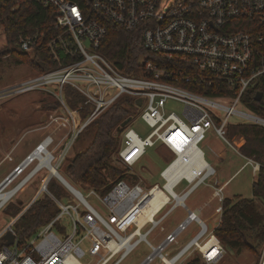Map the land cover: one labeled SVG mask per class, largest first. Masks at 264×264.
Instances as JSON below:
<instances>
[{
    "label": "built area",
    "instance_id": "2783aa9c",
    "mask_svg": "<svg viewBox=\"0 0 264 264\" xmlns=\"http://www.w3.org/2000/svg\"><path fill=\"white\" fill-rule=\"evenodd\" d=\"M37 1L52 7L55 14L58 33L49 40L48 47L60 66L0 87V102L34 91H47L61 102L59 108L49 112L48 119L69 126L62 138L63 145L50 149L55 140L52 135L45 137L14 170L16 178L37 162L23 176V184L14 189H22L44 168L50 174L23 212L43 193L51 196L59 211L25 240H20L13 229L23 212L10 218L0 230V238L4 239L0 264H120L143 241L151 252L140 264H187L197 253L201 264H218L225 248L215 229L209 231L201 216L202 208L191 210L186 199L216 173L200 147L210 130L236 149L237 145L227 136L230 124L264 127V116L251 111L243 101L247 89L264 75V0ZM109 22L130 32H140L145 48L159 54V60L142 55L137 75L122 72L99 50ZM19 44L24 52L36 50L38 34L21 35ZM63 58L67 64L63 65ZM67 85L82 93L85 104L94 106L86 119H82L80 110L69 106ZM209 86L228 94L197 91ZM124 95L140 101L137 116L152 131L146 136L137 132L132 127L135 118L122 128L118 158L129 170L128 174L137 178L118 179L102 194L101 202L107 212L103 214L59 169L68 162L69 151L84 129ZM170 101L182 104L181 115L170 110ZM45 142L44 159L37 156L30 165L20 167ZM155 147L165 150L164 154L157 152L168 160L160 172L162 183L152 182L141 174L147 169L142 164L143 158ZM199 160L202 164L197 167L195 163ZM247 163L252 165L254 174L259 172V162L249 158ZM50 166L55 167L54 173ZM52 176L65 184L77 203L66 204L49 191ZM183 181L186 188L178 193L176 187ZM224 188L225 183L213 193L220 203L213 213L220 216L217 225L223 212ZM90 189L91 193L98 191ZM170 203L171 207L163 213ZM179 205L188 210L187 217L154 245L148 239L149 234ZM66 217L68 224L62 222ZM192 222L199 226V231L181 245L179 237ZM161 230L166 228L162 226ZM9 231L14 234L10 244L4 238Z\"/></svg>",
    "mask_w": 264,
    "mask_h": 264
},
{
    "label": "trees",
    "instance_id": "16d2710c",
    "mask_svg": "<svg viewBox=\"0 0 264 264\" xmlns=\"http://www.w3.org/2000/svg\"><path fill=\"white\" fill-rule=\"evenodd\" d=\"M0 24L9 43L0 49V59L2 56L12 55L18 64L28 63L34 68V74L60 66L48 47L49 40L58 33L52 7L37 0H0ZM26 34H38L39 44L32 52H24L20 48V36ZM99 50L126 74H138L139 59L142 55L150 56L154 60L160 58L159 54L145 48L140 32L127 31L113 22L108 23V32ZM63 61V65L68 63L65 58ZM213 88L209 86L206 90L203 88L197 91L209 95L228 94ZM65 92L69 106L80 110L82 119H86L94 106L85 104V97L72 86L67 85ZM258 92H262L260 100L256 99ZM44 95L41 99L42 111L50 112L61 106V102L51 93ZM243 101L251 111L264 116V75L247 89ZM139 111L138 102L133 97L124 95L95 118L78 137L76 142L81 148L68 159L64 167L66 175L84 189L94 188L103 195L118 179L136 180L137 177L129 175L127 168L120 162L118 151L123 131L122 128L119 129L120 126L126 120H133ZM38 116L39 114L36 118ZM5 119L9 118L5 116ZM11 119L14 120L13 117ZM14 123L16 125V122ZM227 136L229 139L244 138L240 153L259 162L260 170L252 184L253 198L227 197L223 201V212L215 234L225 248L226 253L221 261L226 263L230 256L238 258L244 252L256 255L264 246V127L233 123L228 126ZM48 189L57 198L62 197L61 188L52 179L48 183ZM29 200L19 204L9 200L1 210L8 217L15 218L23 212ZM58 211V206L51 196L44 193L18 217L13 229L20 240H25L38 227L50 222ZM3 244L4 239L0 238V249ZM187 264H201L200 254L197 253Z\"/></svg>",
    "mask_w": 264,
    "mask_h": 264
},
{
    "label": "rangeland",
    "instance_id": "374dc122",
    "mask_svg": "<svg viewBox=\"0 0 264 264\" xmlns=\"http://www.w3.org/2000/svg\"><path fill=\"white\" fill-rule=\"evenodd\" d=\"M169 1L172 2L174 0ZM8 44L7 37L0 24V49H3ZM34 72L35 69L28 63L18 64L12 55L2 56L0 59V87L8 86L27 79L33 75ZM45 93L49 92L34 91L24 93L0 102V183L20 165L26 156L36 147V145L43 141L45 137L52 135L55 140L54 146L51 145L50 149L54 150L56 145H63L62 138L70 128L69 126L65 127L61 125L63 124L62 121L51 123L48 119L49 111H42L41 99L45 97ZM169 108L180 115L183 110L182 104L174 101L169 102ZM240 109L247 110L244 107H240ZM38 114L39 116L36 118ZM5 116L9 119H5ZM10 116L13 117L15 121L11 119ZM137 117L138 116L135 117L132 127L141 135H148L152 131V128L142 118ZM14 122H16V125ZM230 140L237 145L236 149L230 146L222 138H218L213 129L209 131L207 138L201 142L200 147L204 151L208 163L216 169V173L198 186L186 199V204L191 210L202 208L201 216L206 220L210 232L215 229L220 218L219 215L213 216L215 207L220 204L218 198H213V193L216 188L228 181L223 191L224 198L228 197L235 199L237 197H254L252 184L257 176L253 172L252 165L247 163L248 158L240 153L239 148L244 144L245 140L244 138H233ZM79 148H81V146L76 142L69 151L68 157L73 156ZM157 150L162 154L166 153L165 150L160 147L150 148L147 155L142 160V164H144L143 166H146L147 169L142 170L141 174L152 182L162 183L163 181L161 180L160 172L168 165V160L159 154ZM69 158H66V161H68ZM36 164L37 162L32 163L24 174L19 175L5 188V191H10L16 187L21 182L23 176L34 168ZM64 167L65 165L59 169L60 173L70 182L71 185L79 189L94 207H96L101 213L106 214V209L101 202L102 194L98 191H96L97 194L91 193L92 189H84L81 187L66 175ZM135 169L139 170V168ZM49 175V171L44 168L41 173L20 189L11 200L18 204L20 202L26 203L29 199L31 200L34 193L42 185L45 176L48 177ZM50 179L56 182L58 187L61 188L62 197L60 199L64 203H77L75 197L58 177L52 176ZM186 185L187 183L183 181L176 187V191L178 193L183 192ZM209 201H212V203L207 205L206 203ZM171 205L172 203L165 208L163 213L166 212ZM187 215L188 210L185 207L180 205L176 206L165 220L151 231L148 236L149 241L154 245H157L165 238L167 233L176 228L179 222L183 221ZM9 219L10 217L5 215L0 209V229ZM68 221L67 217L62 220L64 224H68ZM162 226L166 228V231L161 230ZM198 231L199 226L195 222H192L187 230H185L179 237L181 245L186 244L191 237L197 234ZM84 246L88 249L87 244H84ZM150 252L151 248L143 241L139 243L120 264H140ZM230 257L228 258L227 263L221 261L218 264H235L236 262V264H263L264 246L256 255H249L247 252H244L243 255L238 258L236 256Z\"/></svg>",
    "mask_w": 264,
    "mask_h": 264
},
{
    "label": "bare ground",
    "instance_id": "6f19581e",
    "mask_svg": "<svg viewBox=\"0 0 264 264\" xmlns=\"http://www.w3.org/2000/svg\"><path fill=\"white\" fill-rule=\"evenodd\" d=\"M47 143L45 142V143H43L42 144V146H41V148H40V150H37V151H35L36 153H34V154H32L31 155V157H29L26 161H25V163L23 164V165H21L20 167H24V165H30L36 158H37V156H39V157H41V159H44V157L42 156L43 155V153L45 154V152H46V149H47ZM48 162V161H47ZM196 165L195 166H200L201 164H202V160L200 161H197L196 163H195ZM52 166H50V168H51ZM52 169V172L54 173L55 172V167H52L51 168ZM17 178V177H16ZM16 178H14L13 180H11L9 183L7 182V184H5L6 186L4 187V188H2L1 190H0V208L5 204V203H7L9 200H11V198L20 190V188H18V189H12V190H10V191H5V188L7 187V186H9ZM66 180V179H65ZM67 181V180H66ZM68 182V181H67ZM69 183V182H68ZM23 184V182H21L19 185H17V186H21Z\"/></svg>",
    "mask_w": 264,
    "mask_h": 264
},
{
    "label": "water",
    "instance_id": "95a60500",
    "mask_svg": "<svg viewBox=\"0 0 264 264\" xmlns=\"http://www.w3.org/2000/svg\"><path fill=\"white\" fill-rule=\"evenodd\" d=\"M261 98H262V92H258L257 95H256V99L260 100ZM138 103H140L139 100H138ZM127 124H128V120L124 121L119 129L124 128ZM56 175L61 180H63L65 182V184L68 185V182L60 174H58L57 171H56ZM15 176H16V171H13L12 173H10V175H8L6 177V179L3 182L0 183V190L2 188H4L6 186L5 184H7V182H10ZM4 238L7 240V243L10 244V243H12L14 241V234L11 231H9V232H7V234L5 235Z\"/></svg>",
    "mask_w": 264,
    "mask_h": 264
},
{
    "label": "crops",
    "instance_id": "0c3cea01",
    "mask_svg": "<svg viewBox=\"0 0 264 264\" xmlns=\"http://www.w3.org/2000/svg\"><path fill=\"white\" fill-rule=\"evenodd\" d=\"M255 175L257 176V173H256ZM227 183H228V181H226L225 185H226ZM9 220H10V219H9ZM9 220H8V221H9ZM4 225H5V224H4ZM3 227H4V226H3ZM3 227H2V228H3ZM2 228H1V229H2ZM1 229H0V230H1Z\"/></svg>",
    "mask_w": 264,
    "mask_h": 264
}]
</instances>
